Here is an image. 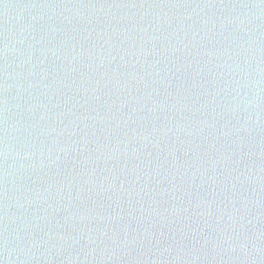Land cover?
<instances>
[{
  "label": "water",
  "instance_id": "95a60500",
  "mask_svg": "<svg viewBox=\"0 0 264 264\" xmlns=\"http://www.w3.org/2000/svg\"><path fill=\"white\" fill-rule=\"evenodd\" d=\"M0 264H264V0H0Z\"/></svg>",
  "mask_w": 264,
  "mask_h": 264
}]
</instances>
